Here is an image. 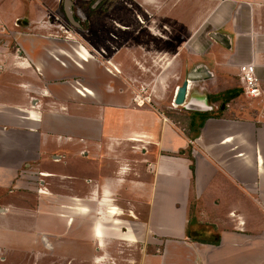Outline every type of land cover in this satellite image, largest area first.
<instances>
[{
  "label": "crops",
  "instance_id": "crops-1",
  "mask_svg": "<svg viewBox=\"0 0 264 264\" xmlns=\"http://www.w3.org/2000/svg\"><path fill=\"white\" fill-rule=\"evenodd\" d=\"M207 1L183 41L201 48L198 71L236 94L240 66L253 63L264 99V0ZM49 13L40 1L0 0V264H35L21 253L37 250L35 228L49 219L34 213L51 202L63 236L88 218L100 250L109 235L140 243L145 227L155 253L144 264H264L263 115L223 116L221 96L194 82L187 104L171 107L186 112L179 127L163 107L136 104L113 57L73 30L61 35ZM120 201L137 205L134 221L121 219Z\"/></svg>",
  "mask_w": 264,
  "mask_h": 264
},
{
  "label": "rangeland",
  "instance_id": "rangeland-1",
  "mask_svg": "<svg viewBox=\"0 0 264 264\" xmlns=\"http://www.w3.org/2000/svg\"><path fill=\"white\" fill-rule=\"evenodd\" d=\"M33 1H40L43 7L49 9L48 19L52 22H60L64 28H68H57L61 35L68 36V30H73L76 36L85 38L88 45L97 48L100 53L106 50L107 56L113 57L114 64H119L120 70L122 67L128 76L130 93L133 94L136 104H138L137 98H140L148 101L145 102L146 105L161 106L168 115L175 116L177 120L181 118L178 121L179 127L185 126L182 118H186V112L182 110L183 108H178L175 112L171 107L177 87L182 85L188 73L202 68L201 48L187 49L183 41L186 38V27L192 30L191 26L194 25L193 30L199 29L201 19L192 20V16L198 15L195 11L196 7L200 11L202 3H208L207 0H87V2L70 0L72 3L70 13L72 20L78 23V29L73 27L68 18L63 1L49 0L48 5L43 3L44 0ZM211 3L209 1L208 5L212 6ZM186 7H194V11H187ZM122 26L128 30L121 29ZM191 54L194 56L193 60ZM104 56H106L105 52ZM112 66L115 67L113 64ZM207 79H200L193 85L202 86L204 81H208L206 94H218L221 96L220 100H224L228 95L222 90L224 84H215L209 81L210 77ZM193 88L198 87L193 86ZM195 93L196 91H192L191 95ZM238 94L236 99L225 104L226 110L223 116L245 119L259 114L263 115L262 120H264V99L250 98L240 88ZM222 100L218 103L217 113H222L224 105ZM30 191L35 190L30 189ZM119 204L126 209L121 219L134 221L129 216L128 210L137 205L134 202L122 203V201ZM32 205L36 206V203H31L30 206ZM57 213V204L52 202L45 205L40 213H34L37 217L48 216L49 219V224L43 223L46 228L43 226L39 231L35 228L38 241L34 250L36 248L37 250L21 253L28 258L33 257L35 264H71L74 260L77 262L84 260L86 262L81 264H90L89 261L94 256L103 259L100 264H144V258L155 253V250L144 247L146 243L143 239L144 237L148 239L145 227L140 228L145 231V235L139 239L140 243L127 242L126 238L120 235H117L118 237L109 235L106 239L107 245L100 250L97 247L99 243L104 242L103 232L102 239L96 236L99 241L91 240L86 230L90 226L87 222L88 218H85L83 223L77 220L71 227L66 225V236H63V228L58 226L55 217ZM114 224L115 227L119 225L118 228L122 232H126L127 224L120 220H116ZM47 243L53 244L55 249L51 250L50 246L49 250L45 249ZM91 244L94 245L93 249L89 246ZM74 245L78 247L77 251H73ZM62 247L66 250L64 251Z\"/></svg>",
  "mask_w": 264,
  "mask_h": 264
},
{
  "label": "built area",
  "instance_id": "built-area-1",
  "mask_svg": "<svg viewBox=\"0 0 264 264\" xmlns=\"http://www.w3.org/2000/svg\"><path fill=\"white\" fill-rule=\"evenodd\" d=\"M114 67V66H113ZM116 71H119L114 67ZM240 81L243 86V90L248 97L259 98L263 95L261 81L257 75L256 66L253 63H245L240 66ZM190 92V90H189ZM138 105H144L145 102L140 98H137Z\"/></svg>",
  "mask_w": 264,
  "mask_h": 264
},
{
  "label": "water",
  "instance_id": "water-1",
  "mask_svg": "<svg viewBox=\"0 0 264 264\" xmlns=\"http://www.w3.org/2000/svg\"><path fill=\"white\" fill-rule=\"evenodd\" d=\"M71 5H72V3L70 0L65 1V9H66L67 16L71 20L72 24L79 27L78 23H76L72 20V15L70 13ZM213 36H214L215 40L220 39V37L215 35V34ZM209 77H210V75H208L206 73V71H204V70L188 73V75H187L185 81L182 83V85L177 87L175 98L173 100V105L185 106L187 104V98L189 96V90L192 89V84L194 82H197L200 79L209 78Z\"/></svg>",
  "mask_w": 264,
  "mask_h": 264
},
{
  "label": "trees",
  "instance_id": "trees-1",
  "mask_svg": "<svg viewBox=\"0 0 264 264\" xmlns=\"http://www.w3.org/2000/svg\"><path fill=\"white\" fill-rule=\"evenodd\" d=\"M238 93H228V95H227V97L224 99L225 101L223 102V104L225 105V102L226 101H230V100H232V99H235V98H237L238 97ZM208 115H205L204 117H203V121H202V123H204V121L208 118L207 117ZM203 125V124H202ZM184 153L183 152H181L180 153V155H183ZM205 242H207L206 240H204ZM216 244H218L219 243V240H217L216 242H215Z\"/></svg>",
  "mask_w": 264,
  "mask_h": 264
},
{
  "label": "bare ground",
  "instance_id": "bare-ground-1",
  "mask_svg": "<svg viewBox=\"0 0 264 264\" xmlns=\"http://www.w3.org/2000/svg\"><path fill=\"white\" fill-rule=\"evenodd\" d=\"M113 68V67H112ZM114 69V68H113ZM117 72H119V71H117ZM175 107H179V106H176V105H174Z\"/></svg>",
  "mask_w": 264,
  "mask_h": 264
},
{
  "label": "flooded vegetation",
  "instance_id": "flooded-vegetation-1",
  "mask_svg": "<svg viewBox=\"0 0 264 264\" xmlns=\"http://www.w3.org/2000/svg\"><path fill=\"white\" fill-rule=\"evenodd\" d=\"M124 27H121V29H123Z\"/></svg>",
  "mask_w": 264,
  "mask_h": 264
}]
</instances>
